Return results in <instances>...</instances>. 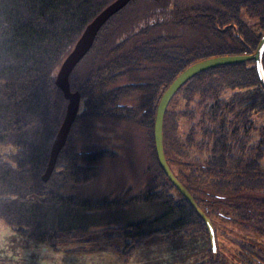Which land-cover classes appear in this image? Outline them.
Instances as JSON below:
<instances>
[{
    "label": "trees",
    "instance_id": "1",
    "mask_svg": "<svg viewBox=\"0 0 264 264\" xmlns=\"http://www.w3.org/2000/svg\"><path fill=\"white\" fill-rule=\"evenodd\" d=\"M113 1L0 0V146L14 148L0 155V219L55 251L63 243L92 241L85 238L95 228L114 229L125 239L128 258L152 237L169 242L208 234L158 163L157 107L190 66L254 55L264 34V0H132L103 26L70 75L80 110L44 182L68 105L57 74L86 27ZM242 9L258 17V32L241 20ZM163 145L175 177L207 217L222 204L228 217L264 235V83L255 61L188 81L165 113ZM124 154L136 160L119 193L99 199L72 194L103 161ZM241 248L264 259L248 243Z\"/></svg>",
    "mask_w": 264,
    "mask_h": 264
},
{
    "label": "rangeland",
    "instance_id": "2",
    "mask_svg": "<svg viewBox=\"0 0 264 264\" xmlns=\"http://www.w3.org/2000/svg\"><path fill=\"white\" fill-rule=\"evenodd\" d=\"M241 20L252 30L259 31L258 17L248 16L245 9L241 11ZM12 152V146H0V155ZM135 160L134 156L124 154L116 161H103L96 176L90 182L74 187L72 194L99 199L119 193L124 186L125 171H130L129 167L131 164L134 166ZM260 168L264 171V157ZM228 215L229 208L218 204L208 217L215 229L216 255L211 252L209 235L196 233L177 235L169 242L161 237H152L128 258L122 254L125 239L114 229L95 228L85 238L92 241L63 243L55 251L45 244L24 238L0 219V264H264V259H255L241 248L242 243H248L264 253V235L245 228ZM91 247H96L91 253L80 249Z\"/></svg>",
    "mask_w": 264,
    "mask_h": 264
},
{
    "label": "water",
    "instance_id": "3",
    "mask_svg": "<svg viewBox=\"0 0 264 264\" xmlns=\"http://www.w3.org/2000/svg\"><path fill=\"white\" fill-rule=\"evenodd\" d=\"M131 1L132 0H114L106 8H104L94 18V20L86 27L83 34L81 35L76 45L74 46L73 50L64 60L63 64L59 69V72L56 77V85L62 91L65 100L68 102V105H67L64 121L58 131V134L52 146L50 159L48 162L46 172L42 177L44 182H47L50 179L56 167L59 154L66 145L71 128L80 110L81 96L77 92L76 93L71 92L70 75L75 69V67L90 51L98 33L103 28V26L112 17H114L117 13L123 10ZM263 52H264V34L254 55L215 57L200 61L190 66L185 71H183L168 87V89L162 95L159 105L157 107L155 125H154V142H155V151H156L158 163L161 169L163 170L164 174L168 178V180L171 182V184L183 196V198L189 201V203L193 206V208L198 213V215L202 218L206 226V229L208 231V235L211 243V249L214 255L217 254V244H216L215 229L211 223V220L202 210L199 209L192 195L182 185V183L175 177L174 173L172 172L166 160L164 153V145H163L164 117L170 102L172 101L173 97L177 94V92L192 78L207 70L220 66L242 64L249 61H255L257 71L260 74L262 81L264 83V74L262 69Z\"/></svg>",
    "mask_w": 264,
    "mask_h": 264
},
{
    "label": "flooded vegetation",
    "instance_id": "4",
    "mask_svg": "<svg viewBox=\"0 0 264 264\" xmlns=\"http://www.w3.org/2000/svg\"><path fill=\"white\" fill-rule=\"evenodd\" d=\"M55 170V169H54Z\"/></svg>",
    "mask_w": 264,
    "mask_h": 264
}]
</instances>
